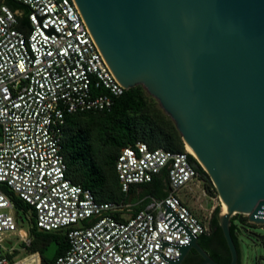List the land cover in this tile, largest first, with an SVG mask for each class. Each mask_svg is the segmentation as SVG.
Here are the masks:
<instances>
[{
    "label": "built area",
    "instance_id": "obj_1",
    "mask_svg": "<svg viewBox=\"0 0 264 264\" xmlns=\"http://www.w3.org/2000/svg\"><path fill=\"white\" fill-rule=\"evenodd\" d=\"M14 1L28 15L22 25L21 12L0 6V264H45L29 250L32 219L39 232L67 236V252L52 264H173L192 237L210 232L179 196L191 184L204 185L206 170L186 146L175 153L139 142L118 157L122 191L166 171L165 197L99 202L73 183L63 150L66 117L111 112L128 90L74 0ZM21 212L29 220L23 230Z\"/></svg>",
    "mask_w": 264,
    "mask_h": 264
},
{
    "label": "water",
    "instance_id": "obj_2",
    "mask_svg": "<svg viewBox=\"0 0 264 264\" xmlns=\"http://www.w3.org/2000/svg\"><path fill=\"white\" fill-rule=\"evenodd\" d=\"M128 91L142 86L175 122L229 212L264 226V0H74ZM264 242V236H257ZM200 264H220L192 237Z\"/></svg>",
    "mask_w": 264,
    "mask_h": 264
},
{
    "label": "trees",
    "instance_id": "obj_3",
    "mask_svg": "<svg viewBox=\"0 0 264 264\" xmlns=\"http://www.w3.org/2000/svg\"><path fill=\"white\" fill-rule=\"evenodd\" d=\"M14 11L23 14L22 25L26 24L28 9L14 0H0ZM142 142L151 150L164 149L180 153L185 151L182 136L175 122L164 112L152 115L148 111L147 100L142 86L127 91L115 104L111 112L68 115L64 128L63 150L67 163V177L75 184L90 189L99 202L132 203L128 196L137 193L141 188L144 193L142 200L154 197L163 198L167 195L168 178L164 171L155 180L146 185L133 186L128 194L122 191L117 173V160L124 148L135 146ZM208 183V191H217L207 173H203ZM138 188V189H137ZM213 190V191H212ZM16 205L27 211L31 209L20 201ZM136 202V201H135ZM145 200L136 207L144 209ZM220 209H217L210 222V232L200 237L201 246L220 264H230L231 254L219 223ZM242 218L244 216L237 215ZM235 216V217H237ZM31 252H39L45 264H52L58 257L64 255L69 243L63 233H44L36 228L32 219ZM231 233L239 249L237 227L231 225ZM56 243L57 248L52 261L45 253L49 246ZM216 246V251L209 248ZM201 258L192 255L185 264H200Z\"/></svg>",
    "mask_w": 264,
    "mask_h": 264
},
{
    "label": "rangeland",
    "instance_id": "obj_4",
    "mask_svg": "<svg viewBox=\"0 0 264 264\" xmlns=\"http://www.w3.org/2000/svg\"><path fill=\"white\" fill-rule=\"evenodd\" d=\"M142 91L147 100L148 111L152 115L164 112L160 103L150 95L146 88L142 87ZM207 187V181L204 185L202 183L191 184L185 190H182L179 196L193 209L194 213L206 226L210 228V222L214 212L220 209V214L222 213V202L218 194L214 192L210 193ZM143 197L144 193L141 194L140 188L137 190V193H132L128 196V201L133 204H138ZM18 216L23 230L28 226L29 220L26 218L24 212L19 213ZM233 224L237 227L241 257L240 264H264V242L256 238V235L264 236V226L253 225L247 218L240 216L233 218ZM56 248V243L48 247L45 256L49 261L53 260Z\"/></svg>",
    "mask_w": 264,
    "mask_h": 264
},
{
    "label": "flooded vegetation",
    "instance_id": "obj_5",
    "mask_svg": "<svg viewBox=\"0 0 264 264\" xmlns=\"http://www.w3.org/2000/svg\"><path fill=\"white\" fill-rule=\"evenodd\" d=\"M201 241L202 240H200V244H201ZM209 248L211 249V250H213V251H216V246L214 245V244H212V245H210L209 246ZM192 255H197V256H199L194 250H192L190 253H189V255L187 256V258L185 259V261L183 262V264H185L186 263V261L188 260V258L190 257V256H192ZM200 257V256H199ZM201 258V257H200ZM202 260V259H201ZM202 262V261H201Z\"/></svg>",
    "mask_w": 264,
    "mask_h": 264
},
{
    "label": "bare ground",
    "instance_id": "obj_6",
    "mask_svg": "<svg viewBox=\"0 0 264 264\" xmlns=\"http://www.w3.org/2000/svg\"><path fill=\"white\" fill-rule=\"evenodd\" d=\"M186 150H187L188 152L194 154L193 151L190 149V147L186 146ZM194 155H195V154H194ZM228 212H229L228 207H227L225 204H222V214H227Z\"/></svg>",
    "mask_w": 264,
    "mask_h": 264
},
{
    "label": "crops",
    "instance_id": "obj_7",
    "mask_svg": "<svg viewBox=\"0 0 264 264\" xmlns=\"http://www.w3.org/2000/svg\"><path fill=\"white\" fill-rule=\"evenodd\" d=\"M141 201H142V200H141ZM141 201H140V202H141ZM134 204H135V203H134Z\"/></svg>",
    "mask_w": 264,
    "mask_h": 264
}]
</instances>
